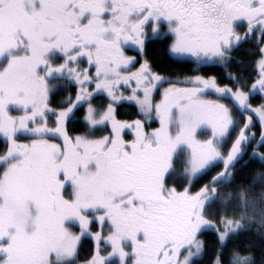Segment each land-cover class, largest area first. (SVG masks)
Returning <instances> with one entry per match:
<instances>
[{"label": "snow or ice", "instance_id": "1", "mask_svg": "<svg viewBox=\"0 0 264 264\" xmlns=\"http://www.w3.org/2000/svg\"><path fill=\"white\" fill-rule=\"evenodd\" d=\"M205 258L264 264V0H0V264Z\"/></svg>", "mask_w": 264, "mask_h": 264}, {"label": "trees", "instance_id": "2", "mask_svg": "<svg viewBox=\"0 0 264 264\" xmlns=\"http://www.w3.org/2000/svg\"><path fill=\"white\" fill-rule=\"evenodd\" d=\"M155 55L158 56V57H160V59L163 61L164 57H163V53L162 52H160V51L157 50V51H155ZM163 66L166 67V68H168L169 70H171L173 68L176 69V71H180L181 70L178 66H176V65H168L166 62L164 63ZM127 108L130 109V111H127V113L129 115L128 116H124L123 118H131V117H133L134 116V113H135V109L133 107L129 106V105H125L123 108H121L120 111L122 113H124V110L127 109ZM246 158L247 157H245V159ZM257 167H258V165H257ZM202 264H207V258H205L202 261Z\"/></svg>", "mask_w": 264, "mask_h": 264}, {"label": "rangeland", "instance_id": "3", "mask_svg": "<svg viewBox=\"0 0 264 264\" xmlns=\"http://www.w3.org/2000/svg\"><path fill=\"white\" fill-rule=\"evenodd\" d=\"M127 111H130V109H129V108L125 109V110H124V113L127 112ZM131 118H134V116L131 117Z\"/></svg>", "mask_w": 264, "mask_h": 264}]
</instances>
